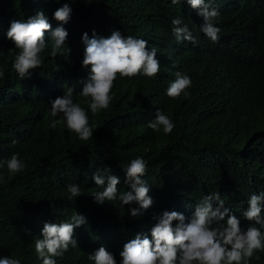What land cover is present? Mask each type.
<instances>
[{
  "label": "trees",
  "instance_id": "trees-1",
  "mask_svg": "<svg viewBox=\"0 0 264 264\" xmlns=\"http://www.w3.org/2000/svg\"><path fill=\"white\" fill-rule=\"evenodd\" d=\"M55 1L0 0V30L10 15H22L35 5L49 7ZM66 1L72 5L75 23L99 15L130 31L140 29L135 16L147 17L162 47L167 43L164 13H180L157 0ZM214 24L221 29L219 41L195 39L186 53L187 59L200 65V71H194L198 99L190 94L167 99L162 82L168 65L162 56L155 78L115 81L109 108L90 114L94 136L83 143L59 117L52 118L62 121L52 129L43 111L38 91L55 98L63 91L61 84L72 78L58 56L43 59L30 78L21 80L12 79L0 54L5 71L0 78V256L20 259L21 264H42L35 241L42 238L43 224L70 221L75 213L85 217L87 228L78 233L75 229L78 247L55 258L56 264H89L83 251L94 236L113 248L120 239L123 245L138 233L150 234L155 220L143 225L146 212L140 218L110 212L108 202L97 204L92 197L102 190L94 184L95 173L108 168L122 178L123 169L138 156L148 163L143 179L155 207L180 204L189 195L186 208L192 215L194 193L211 185L240 225L252 222L243 215L248 200L252 194L264 193V0H226ZM204 63L210 65L211 75L202 72ZM28 90L32 94H26ZM86 101L81 99V106L90 103ZM157 110L174 122L171 134L148 127ZM13 154L26 167L10 175L6 163ZM69 184L81 188V196L71 201ZM249 264H264V256Z\"/></svg>",
  "mask_w": 264,
  "mask_h": 264
},
{
  "label": "clouds",
  "instance_id": "clouds-1",
  "mask_svg": "<svg viewBox=\"0 0 264 264\" xmlns=\"http://www.w3.org/2000/svg\"><path fill=\"white\" fill-rule=\"evenodd\" d=\"M157 1L168 9L180 10L177 15H163L167 21L165 47L153 36L151 21L143 16H135L140 29L129 31L99 15L75 23L72 5L66 0H56L49 7L35 5L22 15L16 12L7 17L0 30V54L6 58L5 68L12 79L23 80L30 78L31 70L42 66L43 59L58 56L72 78L61 84L63 91L55 98L38 91L39 96L50 127L55 129L62 119L69 133L81 143L93 138L95 125L90 114L109 108L115 81L155 78L162 68V56L168 65L163 94L169 100L187 98L189 94L196 100L199 97L194 71H200V65L187 59L186 53L195 39L209 44L219 41L221 29L214 23L219 21L226 0ZM170 59L177 62L171 64ZM177 65L182 70H176ZM204 65L202 72L211 75L210 65ZM4 76L0 66V78ZM26 94H32L31 90ZM81 99L90 103L81 106ZM53 117L60 119L52 120ZM148 127L168 135L175 124L166 112L157 110ZM6 166L10 175L26 167L17 154L7 160ZM147 168V161L138 156L123 169L122 178L108 168L93 175L94 184L102 189L92 196L97 204L108 202L110 212H127L132 218H140L146 212L148 218L143 225L149 226L153 219L155 223L150 234L138 233L123 245L120 239L113 248L99 235L91 237L83 251L89 264H249L264 256V193L250 196L243 213L246 220L252 221L247 224L240 225L211 185L194 193L196 205L191 215L186 208L189 195L184 203L154 206L153 193H149L143 179ZM67 191L70 201L81 196L79 184H69ZM76 228L77 233L87 228L85 217L78 213L67 222L43 224L42 238L35 241V252L42 264H56L55 258L78 247ZM0 264L21 261L0 256Z\"/></svg>",
  "mask_w": 264,
  "mask_h": 264
}]
</instances>
